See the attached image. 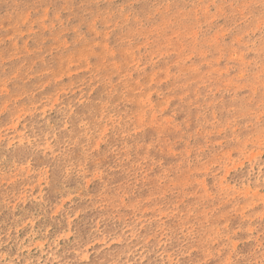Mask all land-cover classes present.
Returning a JSON list of instances; mask_svg holds the SVG:
<instances>
[{"label": "rangeland", "instance_id": "1", "mask_svg": "<svg viewBox=\"0 0 264 264\" xmlns=\"http://www.w3.org/2000/svg\"><path fill=\"white\" fill-rule=\"evenodd\" d=\"M0 264H264V0H0Z\"/></svg>", "mask_w": 264, "mask_h": 264}]
</instances>
